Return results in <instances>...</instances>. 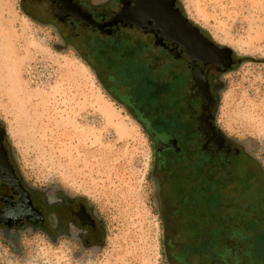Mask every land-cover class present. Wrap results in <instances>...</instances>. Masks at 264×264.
<instances>
[{"label": "rangeland", "instance_id": "obj_1", "mask_svg": "<svg viewBox=\"0 0 264 264\" xmlns=\"http://www.w3.org/2000/svg\"><path fill=\"white\" fill-rule=\"evenodd\" d=\"M182 1L190 21L244 60L226 77L218 122L252 147L264 171V0ZM138 40L147 38L126 37L127 44ZM57 45L53 29L25 15L20 0H0V121L24 179L88 201L106 236L101 248L76 258L69 242L28 235L21 253H8L5 264H170L149 133L103 89L101 75L110 85L108 78H115L111 67H89ZM141 81L130 94L118 87V101L142 105ZM246 178L218 171L205 192L217 190L220 214L235 220L237 254L264 264V185Z\"/></svg>", "mask_w": 264, "mask_h": 264}, {"label": "flooded vegetation", "instance_id": "obj_2", "mask_svg": "<svg viewBox=\"0 0 264 264\" xmlns=\"http://www.w3.org/2000/svg\"><path fill=\"white\" fill-rule=\"evenodd\" d=\"M20 5L31 20L53 29L57 48L75 52L89 67L112 68L111 85L100 76L103 89L154 146L151 179L170 264H250L242 252V259L236 257L235 220L220 214L218 191L205 192L218 171L240 179L247 174L244 183L253 178L264 185L252 147L228 136L218 122L226 77L244 60L190 20L189 25L182 0H20ZM131 32L147 40L127 44ZM140 79L142 105L119 102L118 87L130 94ZM28 235L69 242L74 257L84 258L102 247L106 231L88 201L24 179L0 121V264L11 251L21 253Z\"/></svg>", "mask_w": 264, "mask_h": 264}, {"label": "water", "instance_id": "obj_3", "mask_svg": "<svg viewBox=\"0 0 264 264\" xmlns=\"http://www.w3.org/2000/svg\"><path fill=\"white\" fill-rule=\"evenodd\" d=\"M184 20L189 24V25H191L192 26V24L189 22V19H186V18H184ZM132 26V25H131ZM141 27V26H140ZM225 48V50H227V51H230V52H232L233 53V51L231 50V49H229V48H226V47H224Z\"/></svg>", "mask_w": 264, "mask_h": 264}, {"label": "trees", "instance_id": "obj_4", "mask_svg": "<svg viewBox=\"0 0 264 264\" xmlns=\"http://www.w3.org/2000/svg\"><path fill=\"white\" fill-rule=\"evenodd\" d=\"M206 188V187H205ZM211 189V187H209L207 190H210Z\"/></svg>", "mask_w": 264, "mask_h": 264}]
</instances>
